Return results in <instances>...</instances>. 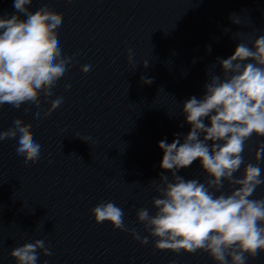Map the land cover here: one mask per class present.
<instances>
[{
  "label": "water",
  "instance_id": "1",
  "mask_svg": "<svg viewBox=\"0 0 264 264\" xmlns=\"http://www.w3.org/2000/svg\"><path fill=\"white\" fill-rule=\"evenodd\" d=\"M45 4L62 16L57 36L74 61L53 95L40 96L39 109L27 103L0 108V131L21 118L41 145L40 159L21 166L18 137L0 142V264H16L11 250L37 239L53 253L38 250L37 264H216L204 252L156 250L152 237L142 246L110 222L96 223L91 209L113 202L129 228L148 235L137 210L154 213L157 193L149 182L159 183L162 171L171 179L160 167L158 143L187 135L182 104L203 96L208 69L220 74L217 57L228 58L238 43L264 35V0H33L29 8ZM14 12L13 0H0V15ZM86 64L92 68L85 74ZM57 96L63 103L45 117ZM261 143L264 137L255 135L246 142V162L255 163ZM177 174L206 178L199 159ZM261 196L264 185L252 198ZM247 264H264V252Z\"/></svg>",
  "mask_w": 264,
  "mask_h": 264
},
{
  "label": "clouds",
  "instance_id": "2",
  "mask_svg": "<svg viewBox=\"0 0 264 264\" xmlns=\"http://www.w3.org/2000/svg\"><path fill=\"white\" fill-rule=\"evenodd\" d=\"M32 3L13 0L15 12L0 15V108L7 104L18 110L27 103L39 109L40 96L47 101L53 95L57 81L74 61V56L63 54L57 36L62 16L47 4L33 12L29 8ZM235 17L230 19L239 24ZM207 50L211 52V47ZM127 59L132 63L131 49ZM216 65L221 72L210 74L207 70L203 96H192L182 104L185 122L190 125L187 135L175 133L171 143H158L163 151L160 167L171 172V179L162 171L159 183L149 182L157 193L151 201L154 213L148 208L137 210V221L148 235L142 237L135 228H129L124 211L113 202L102 201L91 212L96 223L110 222L114 229L129 232L142 246L152 237L156 250L199 251L216 264H247L248 258L264 252V196L252 198L264 185L260 166L264 143L257 146L255 163L244 159L246 142L253 135L264 137V35L238 43L234 54L217 57ZM91 68L83 65L81 72L86 74ZM142 82L152 83L143 78ZM70 87L66 84L64 90ZM62 103L61 96L51 100L44 116ZM34 118H40L39 111ZM31 127L16 118L13 127L0 131V142L18 137L16 152L21 166L35 163L41 156V145ZM76 138L88 141L87 137ZM197 159L205 172L203 182L177 174ZM225 184L228 191H224ZM38 250L46 257L53 254L44 240L37 239L13 248L10 256L16 264H37Z\"/></svg>",
  "mask_w": 264,
  "mask_h": 264
}]
</instances>
